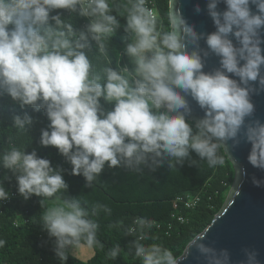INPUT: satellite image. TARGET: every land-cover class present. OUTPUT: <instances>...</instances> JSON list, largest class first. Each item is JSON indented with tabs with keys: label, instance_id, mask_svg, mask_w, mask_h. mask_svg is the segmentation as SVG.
Returning <instances> with one entry per match:
<instances>
[{
	"label": "clouds",
	"instance_id": "1",
	"mask_svg": "<svg viewBox=\"0 0 264 264\" xmlns=\"http://www.w3.org/2000/svg\"><path fill=\"white\" fill-rule=\"evenodd\" d=\"M56 9L89 22L77 30L60 14L50 15ZM202 11L215 31L198 32L183 9L174 7L164 30L149 0H0V96L21 108L44 110L49 124L41 129L39 143L55 147L72 166L71 174L82 175L89 187L106 165L154 171L174 159L192 167L198 164L194 152L209 167L222 166L219 150H227L229 142L233 150L249 144L247 162L264 171V120L254 118L252 100L264 92V0H207L203 10L194 7L196 14ZM121 27L130 41L121 53L128 64L118 61L113 68L109 42ZM210 55L218 58V66L206 72ZM189 97L204 113L195 121L188 119ZM11 120L18 133L34 123L28 112ZM0 166L13 173L25 200L41 198L42 228L55 238L61 264L82 243L103 248L92 218L97 209L57 195L69 187L65 169L16 145L0 154ZM252 182L264 185L255 176ZM8 198L0 183V201ZM151 228V221L137 218L127 229L137 235L133 244L141 264H182L193 253L199 264H234L227 248L204 243L206 233L189 240L182 258L162 244L146 245L142 241ZM5 243L0 239V247ZM117 252L114 248L109 256ZM241 252L238 264H264L255 248Z\"/></svg>",
	"mask_w": 264,
	"mask_h": 264
},
{
	"label": "trees",
	"instance_id": "2",
	"mask_svg": "<svg viewBox=\"0 0 264 264\" xmlns=\"http://www.w3.org/2000/svg\"><path fill=\"white\" fill-rule=\"evenodd\" d=\"M155 3L158 21L164 30H167L168 0H155ZM56 14L70 20L77 30L84 29L89 22V18L66 9H56L50 13ZM112 14L116 15L115 11ZM117 19L122 26L126 24L125 17L117 16ZM126 36L121 27L110 38L113 68L118 61L121 66L128 64L127 56H121L123 48L130 42ZM93 62L97 63L95 58ZM104 107L111 110L112 106L104 104ZM24 112L33 116L34 123L26 133H18L11 127V116ZM48 124L49 120L43 109L35 111L31 106L21 108L11 97L0 96V154L11 145L26 147L29 153L36 150L38 156L49 159L54 167L65 169L62 175L69 187L66 192L57 195L62 198H77L82 206L90 211L97 209L92 218L99 226L97 239L103 244V248H91L93 256L86 263L71 256L69 250L64 264H141L135 256L133 244L137 235L127 232L128 227L137 218L152 222L149 238L142 243L162 244L180 257L189 240L199 235L217 215L233 182L232 165L220 148V154L225 158L222 166L209 167L207 161L200 160L194 152L191 157L197 160L198 164L192 167H189L187 161L183 166H179L174 159L166 160L164 165L154 171L147 167H143L139 172L122 167L110 169L106 165L104 171L89 187L86 186L82 175L71 174L72 166L55 147H44L39 143L41 129L47 128ZM0 183L6 191L18 197L0 211V239L6 241L4 246L0 247V264H61L54 251L55 238L49 237L42 228L40 215L44 209L39 203L41 198L32 196L25 200L18 193L13 173L2 166ZM187 195H199L200 202L197 207L193 210H173L174 199ZM172 214L181 215L187 223L179 224L171 218ZM82 245L86 246L83 243ZM114 248L118 249V252L117 256L112 258L109 252Z\"/></svg>",
	"mask_w": 264,
	"mask_h": 264
},
{
	"label": "water",
	"instance_id": "3",
	"mask_svg": "<svg viewBox=\"0 0 264 264\" xmlns=\"http://www.w3.org/2000/svg\"><path fill=\"white\" fill-rule=\"evenodd\" d=\"M207 0H168V10L170 8H182L184 15L190 23L196 26L198 32L211 33L215 31L214 24L206 11L200 14L194 12L195 5L199 4L201 9L205 8ZM220 9L224 4L219 5ZM200 44L204 47V41ZM218 66V58L209 56L204 71H210ZM192 107V114L189 120L195 121L203 116V111L195 101L189 97ZM252 100L256 105L254 118L264 120V92L253 95ZM228 162L232 165L234 178L224 203L214 217L212 222L199 234L206 233L204 243H208L216 248H227L234 264L243 259L241 249L244 247L255 248L259 252V257L264 262V185L257 187L253 182V176L264 179V171L253 168L247 162V155L250 145L244 142L232 149L230 142L228 149L221 147ZM185 255V250L180 256ZM182 264H199L195 253Z\"/></svg>",
	"mask_w": 264,
	"mask_h": 264
},
{
	"label": "built area",
	"instance_id": "4",
	"mask_svg": "<svg viewBox=\"0 0 264 264\" xmlns=\"http://www.w3.org/2000/svg\"><path fill=\"white\" fill-rule=\"evenodd\" d=\"M149 6L151 7L154 16L156 17L157 20H159V17L157 15L156 12V3L155 0H149ZM17 195L14 193H9V198L7 200L4 201H0V211L4 208H6L8 205H10L12 203L13 200L17 199ZM200 202V197L199 195L196 196H177L174 201H173V210H179V209H183V210H193L195 207H197V205ZM171 218L173 220H175L176 222H178L179 224H186L187 221L185 218H183L181 215H175L172 214ZM15 226L17 227V224H15ZM156 227L159 229V226L156 225ZM170 229V228H168Z\"/></svg>",
	"mask_w": 264,
	"mask_h": 264
},
{
	"label": "rangeland",
	"instance_id": "5",
	"mask_svg": "<svg viewBox=\"0 0 264 264\" xmlns=\"http://www.w3.org/2000/svg\"><path fill=\"white\" fill-rule=\"evenodd\" d=\"M70 254L78 261L86 263L92 258L93 250L91 248H88L87 246L81 245L78 249L70 250Z\"/></svg>",
	"mask_w": 264,
	"mask_h": 264
}]
</instances>
